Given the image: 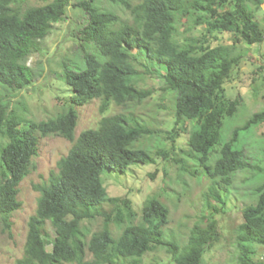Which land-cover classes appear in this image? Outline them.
Wrapping results in <instances>:
<instances>
[{
    "label": "trees",
    "instance_id": "16d2710c",
    "mask_svg": "<svg viewBox=\"0 0 264 264\" xmlns=\"http://www.w3.org/2000/svg\"><path fill=\"white\" fill-rule=\"evenodd\" d=\"M25 1L0 0V84L12 90L27 89L34 71L26 59L39 49L52 24L64 18L68 6L77 7L84 18L76 30L84 42L79 54L84 67L64 64V80L72 90L65 110L38 123L20 119L0 96V224L10 238V214L21 205L18 186L37 154L38 137L56 134L71 143L46 182L33 186L39 196L27 221L22 255L14 264H141L142 256L158 247L171 255L173 264H202L204 253L219 241L213 214L197 220L180 245L166 238L163 228L169 211L157 198L145 201L141 219L135 221L137 214L129 198L107 194L100 179L102 170L122 173L134 163L153 162L152 152L168 157L160 146L152 152L140 143L132 147L142 136L158 133L139 117L130 112L102 116L95 128L74 136L77 106L99 99V111L104 112L110 102L120 106L150 95L138 87V69L145 67L141 58L155 65L145 68L148 75L165 69L163 88L175 93L168 136L173 140L188 132V150L177 149L180 156L172 161L181 172L193 178L197 174V180L208 179L205 195L214 201L213 212L220 209L222 185L232 182L236 172L250 171L247 180L254 202L241 210L235 264H264L254 259L256 246L264 248V167L255 157H247L239 142L241 131L253 132L264 122V107L247 116L241 126L223 128L224 117L238 114L243 107L239 96L228 98L223 88L232 78L238 56L225 54L224 46L211 45L209 40L230 33L231 44H260L264 29L257 16L261 13L264 18V0H108L123 5L131 22L100 10L95 5L98 0H39L40 5L24 8ZM181 26L184 35L179 34ZM103 204L110 206L109 212L102 209ZM96 217L101 218V227L87 238L82 221ZM110 224L122 226L115 239Z\"/></svg>",
    "mask_w": 264,
    "mask_h": 264
},
{
    "label": "rangeland",
    "instance_id": "374dc122",
    "mask_svg": "<svg viewBox=\"0 0 264 264\" xmlns=\"http://www.w3.org/2000/svg\"><path fill=\"white\" fill-rule=\"evenodd\" d=\"M74 1L71 0V2ZM131 1L135 3L140 0ZM41 3L39 0H26L23 5L27 8ZM97 3L100 10L113 12L122 21L131 22L132 17L123 5L108 0H98L95 5ZM261 8L264 10V2ZM257 18L264 29L263 15L258 13ZM83 23L81 11L77 7L68 6L64 18L52 24L47 36L39 42V49L32 52L26 59V64L34 71L33 81L27 89L12 90L0 84V96L7 99L16 116L28 124L55 117L65 110L64 102H67L72 90L64 80V64L75 69L84 67V60L79 55L84 42L76 34V30L82 27ZM182 28L181 26L179 34L184 35L186 31H182ZM194 33L197 34V31L194 30ZM231 38L230 33H219L216 38H209L211 45L224 46L225 54L238 56V65L232 71V78L224 83L223 88L228 98L239 96L243 107L238 114L229 118L224 117L223 128L229 125L241 126L247 116L264 107V61L262 59L264 40L260 44L246 45L231 44ZM83 46L87 50H97L92 45ZM133 53L138 52L133 51ZM141 63L145 67L138 69V87L149 90L150 95L139 102L130 101L120 106L110 102L104 112L99 111V99L77 106L79 119L74 136L84 129L95 128L102 116L118 112L133 113L147 127L156 130L158 132L156 135L142 136L143 139L141 138L140 142L139 140L134 142L132 147L140 143L143 146L141 148L152 152L160 146L167 152L168 157L163 158L152 152L153 162L134 163L122 173L108 169L102 170L100 179L107 194L112 197L129 198L137 214L135 221L141 219L140 210L147 199L161 200L169 210L168 223L163 228L166 238L169 237L180 245L185 244L189 230L197 220L203 221L206 216L213 214L220 238L211 249L204 253L202 264H235L237 253L235 235L238 225L243 220L241 210L245 205L254 202V197L250 193L252 184H249L247 180L250 177V171L247 169L238 171L234 174L232 182L222 185L220 191L222 203L217 204L220 209L213 212L211 205L214 201L205 195L209 186L208 179L197 180L195 179L197 174L193 178L181 172L178 164L172 161L174 157L180 156V151L177 149L187 148L188 132L179 134L173 140L168 136L174 121L175 93L173 90L163 88L165 69H160L159 74L156 72L155 75H148L145 68L153 69L154 63L145 58H141ZM171 141H174V147H176L174 150H171ZM239 142L245 146L243 150L246 156L251 160L255 157L257 159L255 162H259L264 167L263 154L260 156V152L264 151V122L257 125L253 132L252 130L241 131ZM70 145L69 141L56 134L38 137L37 154L31 158L29 172L18 186L17 198L21 205L10 214L11 238L0 224V264H14L22 255L27 221L35 212L39 196V191L33 186H40L46 182L48 173L56 168V162L67 153ZM101 207L107 212L110 211V206L107 204ZM82 224L87 230L88 238L91 233L101 227L102 220L99 217L85 219ZM47 226V231L51 232L52 236V229L48 224ZM121 228L122 226L109 225L114 239L119 236ZM254 259L264 262L262 246H256ZM141 264H173V261L165 249L158 247L146 252L142 256Z\"/></svg>",
    "mask_w": 264,
    "mask_h": 264
},
{
    "label": "clouds",
    "instance_id": "9594fccd",
    "mask_svg": "<svg viewBox=\"0 0 264 264\" xmlns=\"http://www.w3.org/2000/svg\"><path fill=\"white\" fill-rule=\"evenodd\" d=\"M161 201V200H160ZM164 204V203H163ZM165 205V204H164ZM166 206V205H165ZM167 207V206H166ZM169 211V210H168Z\"/></svg>",
    "mask_w": 264,
    "mask_h": 264
}]
</instances>
